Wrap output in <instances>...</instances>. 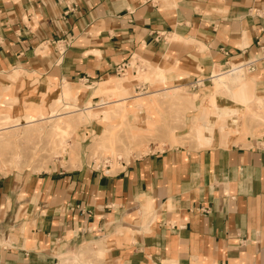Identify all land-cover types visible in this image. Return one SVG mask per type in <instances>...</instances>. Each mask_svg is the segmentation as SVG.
I'll return each mask as SVG.
<instances>
[{
	"label": "crops",
	"instance_id": "0c3cea01",
	"mask_svg": "<svg viewBox=\"0 0 264 264\" xmlns=\"http://www.w3.org/2000/svg\"><path fill=\"white\" fill-rule=\"evenodd\" d=\"M246 61L261 100L249 110L264 118V0H0V123L47 116L66 91L74 105L60 106L98 112L81 134L175 122L181 137L213 72ZM168 88L195 97L148 98ZM105 93L119 97L99 102ZM216 102L242 108L223 92ZM247 117L224 144L213 126L202 145L149 143L113 173L79 151L72 164L0 173V264H264V124Z\"/></svg>",
	"mask_w": 264,
	"mask_h": 264
},
{
	"label": "rangeland",
	"instance_id": "374dc122",
	"mask_svg": "<svg viewBox=\"0 0 264 264\" xmlns=\"http://www.w3.org/2000/svg\"><path fill=\"white\" fill-rule=\"evenodd\" d=\"M236 67L240 72L236 75L241 81L237 83L239 87L234 83V86L237 87L234 93L225 86H217L214 84L217 82V77L222 75L217 76L218 71L213 72L214 75H211L210 81L213 89L203 97L201 101V113L199 116L192 119L189 133L181 137H174L171 135L172 129L180 125L175 122H160L156 125L154 130L147 131L119 121L116 125H110V123H108V125L113 127H108L102 134L96 133H99L98 131H103V125V128L97 132L81 134L80 132H82L85 122L93 116L98 117V112H92L84 108H76V106H60V104L74 105L70 101L69 94L63 91L54 101L52 107L49 108V115L47 116H43V112L39 110L35 112V116L23 115L15 119L8 118L1 120L0 173L4 174L11 170L22 169H28L34 172L46 171L53 167L56 162L65 165L69 162L72 164L77 160L75 158L78 157V151L81 153L84 152L88 161L93 160L95 166L98 162L110 163L111 173H113L120 169V160L125 162L134 156L146 152L149 143H155L157 149L165 142H169L170 145H183L186 142L195 141L197 145H202L210 141L209 138L211 137L210 133L213 126L221 133L219 141L224 144L227 141V134H234L238 130L245 131V118L247 115L259 123L264 124V118L254 112H250L249 104L247 105V102L250 100L251 102L255 101L258 105L261 103L258 96L254 95L252 92V80L246 76V70L239 66ZM139 69V66H137L135 76L137 75L141 81L146 80L148 69L154 70V68L148 65H145L143 71ZM155 70V73H159L163 78L162 72L158 68ZM129 78L130 76L128 74L118 77L116 79V82H118L117 85L119 86L122 80H128ZM147 81L152 82L153 79L148 77ZM108 82L98 85L99 92L106 87L105 85ZM175 91L177 93L171 96L154 95L153 92L148 98L153 102L164 100V103L169 104V99L185 102V100H191L195 97V94L182 96L179 88ZM239 91H241V93ZM222 92L231 102L235 101V105L242 106V108L240 107V112H238V108L232 106H229V110H225V106L223 107V105L218 106L216 99ZM131 95L134 96V93ZM231 95L232 97L235 96V99L232 98ZM117 97H119L117 94L108 98H103V96L100 95L99 102L106 100L115 101L117 99L114 98ZM115 107L117 110L113 109L107 113V116L110 118L111 115L114 119L123 118L118 111L122 113L125 112V103H115ZM135 107L138 106L130 101L129 108L133 109ZM107 108L108 106H104L99 110H107ZM166 109L169 112L168 115H171L172 108L166 107ZM159 110L161 111L160 108ZM56 112L60 113L57 114ZM78 116L81 117V119H78ZM13 123L18 125H13ZM25 125L27 126L25 127ZM204 130H208L210 135L208 138L202 136ZM241 140L246 142L244 138ZM80 141L83 142L80 143Z\"/></svg>",
	"mask_w": 264,
	"mask_h": 264
},
{
	"label": "bare ground",
	"instance_id": "6f19581e",
	"mask_svg": "<svg viewBox=\"0 0 264 264\" xmlns=\"http://www.w3.org/2000/svg\"><path fill=\"white\" fill-rule=\"evenodd\" d=\"M231 66V65H230ZM233 67V68H232ZM239 72V69L236 67V66H231L230 67V69L229 70H225V71H220V73H219V71H218V74L217 73H215V74H217V76H219V75H222V76H219V77H217V82H215L214 84H216L217 86H225L227 89H229L231 92H233L234 93V91L236 90L235 88H237V87H235L234 85V83H236V85H237V83L239 82V81H241L240 80V78L236 75L237 73ZM240 73V72H239ZM214 75V74H213ZM240 75V74H239ZM216 77V76H215ZM241 77V76H240ZM243 77V76H242ZM243 80V79H242ZM215 85V86H216ZM238 86V85H237ZM239 87V86H238ZM117 88L119 89V90H121V91H123V87H122V84H119V86L117 85ZM220 88V87H219ZM219 88H218V90H219ZM217 89V88H216ZM175 90H177V88H168V89H163L162 91H159V92H154V95H157V94H160V95H162V96H171V95H175L177 92L175 91ZM240 93H241V91H239ZM103 96V98H108V97H110L109 95H107L106 93L105 94H103L102 95ZM231 97H232V95H231ZM232 98H234L235 99V96H233ZM133 100H134V103L136 104V106H140L141 105V103H142V100H140L138 97H134L133 98ZM231 101V100H230ZM233 103L235 102V101H232ZM251 102V100L250 101H248L247 102V105L249 104ZM223 107H224V105H223ZM226 109H228L229 110V106H225V110ZM88 110H91L90 108L88 109ZM224 110V111H225ZM40 112H42L41 110H40ZM40 114V113H39ZM43 114V113H42ZM41 114V115H42ZM63 116V115H62ZM26 118V117H25ZM78 119H81V117H79L78 116ZM213 120V119H212ZM17 121V120H16ZM16 123V122H15ZM12 124V123H11ZM1 125H2V123H1ZM13 125H16V124H14L13 123ZM18 125V124H17ZM16 125V126H17ZM27 125H25V127H26Z\"/></svg>",
	"mask_w": 264,
	"mask_h": 264
},
{
	"label": "built area",
	"instance_id": "2783aa9c",
	"mask_svg": "<svg viewBox=\"0 0 264 264\" xmlns=\"http://www.w3.org/2000/svg\"><path fill=\"white\" fill-rule=\"evenodd\" d=\"M251 64H252V61H246V62H243V63H237V64H234L235 66H239L241 67L242 69L246 70V69H250L251 67ZM231 66H227V68L225 70H229ZM114 71H115V74L119 75V76H123L125 75V71H126V65L125 63H117L114 65ZM140 88H136V90H139Z\"/></svg>",
	"mask_w": 264,
	"mask_h": 264
}]
</instances>
